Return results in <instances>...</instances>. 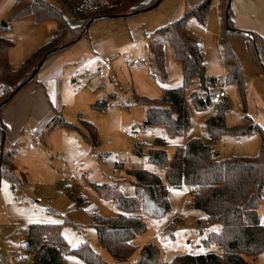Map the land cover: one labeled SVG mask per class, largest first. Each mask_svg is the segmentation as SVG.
Listing matches in <instances>:
<instances>
[{
	"label": "rangeland",
	"instance_id": "obj_1",
	"mask_svg": "<svg viewBox=\"0 0 264 264\" xmlns=\"http://www.w3.org/2000/svg\"><path fill=\"white\" fill-rule=\"evenodd\" d=\"M48 1L56 4L54 0ZM99 1L89 0L92 5H98ZM103 1L110 3L114 0ZM180 1L183 11L184 8L192 7L187 3L185 5L186 0H164L156 10L146 12L148 19L145 24L142 23V14L130 20L113 18L97 20L87 27L86 36L55 54L60 55L63 60L57 64L59 68L56 69L58 70L54 75L56 77L51 76L45 82L47 92L50 94V104L55 107V111H60V116L65 121L73 123L82 133L77 129L51 127L43 131L44 136L41 141L35 142L33 150H27L26 142L18 145L20 154L15 156V164L25 173L26 183L17 180H13L12 183L6 178L0 180V264H11L13 251L24 252L26 227L29 223L35 222L65 221L66 223L61 225V234L68 245L76 247L82 241H86L93 251L99 254L102 264H134L139 258L141 247L148 243H154L160 249L157 264H165L178 254L222 252L215 243L203 244V238L210 230H218V224H209L202 231L198 228L197 219L203 217L204 212L190 205L192 194L187 193V188H173L167 193L170 210L161 218H146V230L132 240L131 244L136 248L125 260H116L100 245L94 228L96 214L107 217L117 213L119 209L113 199L99 195L93 189V184H114L122 195H134L133 178L126 173L128 168L142 167L162 173V169L156 166L154 160H150L156 137L165 140L168 158L174 143L181 138L185 140L199 138L221 158L233 155L254 156L259 151L262 142L260 129L264 126V72L259 62L250 55L245 39L232 35L229 38V45L243 71L244 99L236 84L226 82L218 54L221 50L222 25L218 29L221 19L213 7L209 13L214 18L211 19L208 13L204 28L193 20L190 24V21L188 22V30L194 32V37L199 42L201 55L206 64V76L218 79L213 90L216 84L220 83L226 92L229 108L225 112V124L239 125L242 116L247 115L260 129L239 137L224 133L211 141L206 135L204 120L215 113L217 104L210 103L203 109L194 106L189 94L198 88L197 78H194L185 91L190 117V126L185 135L173 137L163 127L142 126L145 109L142 105L133 104L134 95L158 98L164 88L181 85V64L175 58L172 47L163 40L162 45L167 46V50L164 51L163 81L156 76L150 64L134 65L132 60L147 57V44L150 39H144L146 33L152 34L154 39L156 37L154 33L160 26L182 15L183 11L178 9ZM256 2L262 7L254 24L259 29L264 20V0ZM64 15L71 26L77 28L81 26V19L75 14L65 11ZM6 16L5 14L0 23H7ZM49 28L48 23L35 26L29 17L13 21L10 28L2 33L14 43L11 46L12 62L16 60L14 53L27 50L31 39L43 38L42 44L47 42L50 39ZM256 31L252 30L261 36L264 34V31ZM105 57L111 59V66L106 75L113 74L114 81L106 75L101 77L97 74V68ZM211 89L209 85L207 92L209 93ZM202 93L206 95V92ZM93 104L102 105L100 107L104 108H94ZM26 113L22 117L25 120L23 128L29 130L35 127V121L30 117V113ZM11 115L13 116L10 117L11 128H14L16 120L13 112ZM81 120L90 122L95 127L99 138L98 146L93 145L90 139L85 140L84 135L89 134L82 126ZM123 128L136 131L138 140L126 136L121 131ZM22 129L16 132L21 135ZM13 131L15 129L3 136L0 130V150L3 146V150L7 151L11 146V139L14 140L15 136ZM136 146H141V152L135 151ZM12 187H17L19 201L13 199ZM38 198L41 199L40 202L30 201ZM257 208L260 222L264 224V196ZM172 222L179 223H176L174 228H167L166 226ZM244 258L250 264H264V251L259 253L257 258L248 256ZM62 264L88 263L73 254H63Z\"/></svg>",
	"mask_w": 264,
	"mask_h": 264
},
{
	"label": "trees",
	"instance_id": "obj_2",
	"mask_svg": "<svg viewBox=\"0 0 264 264\" xmlns=\"http://www.w3.org/2000/svg\"><path fill=\"white\" fill-rule=\"evenodd\" d=\"M15 0L7 14L6 26L0 24V114L3 106L27 81L36 77L43 60L50 55L65 50L76 40L87 35V27L93 22L117 16H125L144 10L160 0H119L105 8L93 9L89 0ZM215 0H201L187 8L182 15L168 24L160 26L154 33L156 37L148 43L147 59L156 76L165 78V56L161 48L163 41L169 44L175 58L181 64L182 83L177 87L164 88L158 98H148L135 94L132 102L145 109L143 127H163L170 136H183L190 126L185 91L198 79V88L191 91L190 99L197 109L206 108L211 101L207 92L208 83L205 75V63L199 50L197 39L191 35L187 24L193 19L204 24L209 10ZM221 19L220 49L225 67V80L236 84L244 99L243 71L229 38L238 35L245 39L250 55L264 62V37L253 32L248 36L235 31L231 18L230 0H218ZM70 11L81 19L79 28L71 26L64 15ZM129 15V14H128ZM29 17L34 25L53 22L55 27L50 31V39L40 45L28 57L13 67L8 58V49L13 41L1 35L10 28L13 21ZM164 36V38H163ZM163 40V41H162ZM38 68V69H37ZM202 92H206L203 95ZM94 108L103 109L99 104ZM229 108L226 98L217 103L215 113L210 116L204 128L210 138H218L224 133L241 136L260 129L247 115L236 126H227L224 122L225 112ZM81 124L88 131L84 135L93 145H99L95 127L85 120ZM62 127L68 130L77 129L73 123L65 121L60 111L51 120L50 128ZM5 128V127H4ZM262 132V129H260ZM3 136L5 129L2 130ZM165 140L156 137L154 161L162 173H156L142 167H131L126 173L133 178L134 195L124 196L114 184H93V189L107 199H113L119 211L107 217L95 215L94 228L100 245L116 260H125L132 255L135 246L132 240L146 230V218H161L170 210V202L164 185L174 189L196 188L197 192L190 197V205L204 212L197 219V226L202 231L209 224H219L218 230H210L203 238V244H217L222 252L205 254H178L165 264H250L244 256L255 257L264 251V224L260 222L257 207L261 201L264 187V134L259 151L254 156H214L208 144L199 138H190L184 143L176 144L168 158L164 148ZM18 142L7 151L0 150V180L6 178L26 183V175L12 162L18 149ZM135 151L141 152V146ZM117 166H120V164ZM17 171V174H16ZM23 177V179H22ZM180 219V218H178ZM64 222L29 223L25 231L24 252L31 255L34 264H62L63 254H73L88 264H102L99 254L93 251L86 241L76 247H70L61 234ZM179 223V222H176ZM170 223L167 228H174ZM131 241V242H130ZM160 249L154 243L141 247L139 258L134 264H157Z\"/></svg>",
	"mask_w": 264,
	"mask_h": 264
},
{
	"label": "crops",
	"instance_id": "obj_3",
	"mask_svg": "<svg viewBox=\"0 0 264 264\" xmlns=\"http://www.w3.org/2000/svg\"><path fill=\"white\" fill-rule=\"evenodd\" d=\"M118 1L119 0H114L113 2L107 3V5L114 4V3L118 2ZM142 1H146V0H142ZM163 1L164 0L157 1L154 4L150 5L149 7H147L146 9L140 10V11L135 12L133 14L132 13H128L129 15L125 14V16H117V17H111V18L117 19V20L118 19H120V20H130V18H134V16H138V15L142 14V23L145 24V22L148 19V16L145 15L146 12H149V11H152V10H156V8ZM200 1L201 0H186L185 5L187 3V5L193 6V5H196L197 3H199ZM14 3H15V0H0V20H2V18L4 17L5 14L6 15L8 14L9 9L12 7V5ZM212 5L213 6H211V7H213V9L216 10V12L218 13V16H219L218 0H215ZM230 6H231V11H232L231 18H232L233 27H234L235 31H240L241 33H244V34H246V35H248L250 37L252 36V33H253L252 30H254V31L257 30L256 32H263L264 31V20H262V24L263 25L260 26L259 29L254 26L255 20L258 19V12L262 9V7L256 2V0H230ZM178 9H179V11H183L182 2L181 1L179 2ZM184 10H185V8H184ZM263 10H264V8H263ZM161 15H162V13H161ZM163 16H165V15H163ZM163 16L161 17V19H163ZM210 16H211V19L214 18L212 14H210ZM111 18H104V19H111ZM192 22H193V19L190 20L189 24L192 23ZM44 23H48V25L50 27L49 28L50 31L55 27V25L51 21L44 22ZM41 24H37V25H41ZM37 25H35V26H37ZM200 27L204 28L205 24H201ZM219 27L221 28L220 20H219V23H218V29H219ZM2 33H1V35H3ZM121 33L122 34L124 33L123 30H122ZM190 33H191V35L194 36V32L193 31H191ZM206 33H208V29H206ZM262 36L264 37L263 33H262ZM144 39L146 40V38H144ZM43 41H44L43 38H41V39H38V38L31 39L27 50H25L24 52H17V53L15 52L14 53V59H16L14 62H12V60H11V52L12 51H11V47H10L8 49V58H9L11 64H12V66L13 67H17L18 64L25 59V57L30 55L29 53H32L40 45H42ZM197 42H198V40H197ZM198 45H199V42H198ZM147 46H148V44H147ZM166 50H167V46H165L164 51H166ZM199 50H200V47H199ZM57 53H59V52H57ZM57 53H54V54L50 55L49 57H47L45 60H43L40 68L38 69V71L36 73V77L34 79H32V80L27 81L19 90H17V92L7 102L5 108L2 109L1 114H0V117L2 116L0 118V130L2 131L3 129H5V134L7 133V135H8V133L12 129H15V131H13V133L15 134L14 140H12L13 138L11 139V146L10 147H12L16 142H18V145L19 144H21V145L24 144L25 138H23V134L25 136V133L28 130H25V128H23L24 124H25V120L22 117L24 116V114L26 112L30 113V117L32 118V120L35 121L34 122L35 123L34 124L35 127L34 128H30V129H41L43 131L46 130V129H50L51 120L56 115V111L54 110L55 107H53L50 104V100H49L50 99V96H49L50 94L47 92L46 83L45 82L51 76L56 77L54 75H56V72L58 71V70H56L57 67H58L57 64H58V62H61L63 60L62 58H60V55H55ZM218 54H219L220 61H222L221 50L218 51ZM258 62H259L260 68L264 72V62L261 59V57H259V61ZM222 65H223V62H222ZM223 69H224V75H225V67H224V65H223ZM205 71H206V64H205ZM259 73L260 72H258V74ZM60 74H61V72H60ZM208 79H210V78L207 77V80ZM214 79H215L214 82H209L208 83V87H209V85H210V87H212V89L209 91L210 94L213 91L214 84L216 82H218V79L216 77H214ZM202 94L205 95L204 93H202ZM226 97H224V99ZM11 112L14 113V117H15V120H16L15 125H13L14 128H11V125H12L11 124L12 119L10 118L12 116ZM212 115H210V116H212ZM209 117H206V119L204 121L206 122V120ZM12 118H13V116H12ZM205 122H204V124H205ZM20 129H22L21 135H19V133L16 132L17 130L19 132ZM206 135H207V133H206ZM43 136H44V133H43ZM15 137H16V139H15ZM17 137H19V138H17ZM41 139L39 141H41ZM210 140L214 141V138H210ZM185 141H186L185 138L178 139L177 142L174 143V146L176 144L184 143ZM21 145L19 147H21ZM165 145H166V143H165ZM165 145H164V148H166ZM174 146H173V150L171 151V154L174 151ZM217 157L221 158V157H219L218 153H217ZM15 158L16 157L13 156L12 160H13L14 164L16 163V159ZM17 169H18V166H17ZM166 195H167V193H166ZM263 196H264V187H263V190H262L261 199H262ZM257 213H258V208H257ZM217 228H219V224H218ZM16 252H18V251L11 252V264H12V257H13V255ZM258 255L253 257V258H257Z\"/></svg>",
	"mask_w": 264,
	"mask_h": 264
},
{
	"label": "built area",
	"instance_id": "obj_4",
	"mask_svg": "<svg viewBox=\"0 0 264 264\" xmlns=\"http://www.w3.org/2000/svg\"><path fill=\"white\" fill-rule=\"evenodd\" d=\"M106 5H107V3L105 1L100 0L98 2V5H93L92 8L93 9H99V8H102V7L106 6ZM145 38L152 40L153 36H152V34L146 33L145 34ZM165 46L166 45L163 44L161 46V48L164 50ZM140 63L149 64V61H148L147 57H139L137 59H133L132 60V64H134V65H138ZM110 66H111V59L107 58V57L103 58L102 61L100 62V65L97 68V74L99 76H101V77L105 76L106 73H107V70L110 69ZM106 76H108L110 78V80H112V81L115 80L113 74H108ZM224 97H226V92H225L224 88L222 87V85H220V83H217L215 89L211 93V101H212V103L217 104L218 102L222 101L224 99ZM121 131L126 136H128V137H130V138H132L134 140H138V134H137L136 131H134V130H126L124 128ZM262 132L264 134V126L262 127ZM43 133L44 132L41 129H30V130L26 131L24 143L26 142L28 151L33 150V148L35 146V142L39 141L42 138ZM19 154H20V152L17 149L13 156H18ZM172 189H173V187L170 186L169 184H165L164 185V191L166 193L172 191ZM11 192H12L13 199L15 201H19L20 197H19V194H18L17 187H12L11 188ZM196 192H197L196 188L187 187V193L188 194H194ZM30 201L32 203L40 202L41 199L40 198H38V199H30ZM12 264H34V263H33V258H32L31 255H29V254H27L25 252H19L18 251L12 257Z\"/></svg>",
	"mask_w": 264,
	"mask_h": 264
},
{
	"label": "water",
	"instance_id": "obj_5",
	"mask_svg": "<svg viewBox=\"0 0 264 264\" xmlns=\"http://www.w3.org/2000/svg\"><path fill=\"white\" fill-rule=\"evenodd\" d=\"M1 24V26H6V24H5V22H1L0 23ZM38 69V68H37ZM214 156L216 157L217 156V153H214ZM157 157H158V153L156 152V153H154V155H153V160L155 161L156 159H157Z\"/></svg>",
	"mask_w": 264,
	"mask_h": 264
}]
</instances>
